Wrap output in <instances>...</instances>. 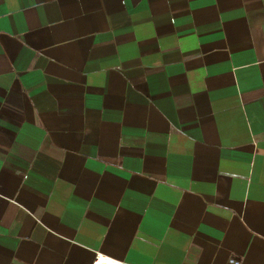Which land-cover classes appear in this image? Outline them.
I'll list each match as a JSON object with an SVG mask.
<instances>
[{
    "label": "crops",
    "instance_id": "obj_1",
    "mask_svg": "<svg viewBox=\"0 0 264 264\" xmlns=\"http://www.w3.org/2000/svg\"><path fill=\"white\" fill-rule=\"evenodd\" d=\"M264 264V0H0V264Z\"/></svg>",
    "mask_w": 264,
    "mask_h": 264
},
{
    "label": "built area",
    "instance_id": "obj_2",
    "mask_svg": "<svg viewBox=\"0 0 264 264\" xmlns=\"http://www.w3.org/2000/svg\"><path fill=\"white\" fill-rule=\"evenodd\" d=\"M92 264H121L120 261L111 259L109 257L97 254Z\"/></svg>",
    "mask_w": 264,
    "mask_h": 264
}]
</instances>
